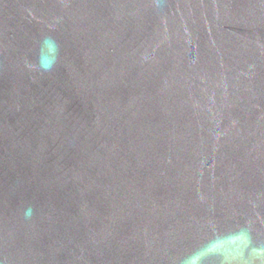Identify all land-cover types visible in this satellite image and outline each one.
Here are the masks:
<instances>
[{
  "label": "water",
  "instance_id": "95a60500",
  "mask_svg": "<svg viewBox=\"0 0 264 264\" xmlns=\"http://www.w3.org/2000/svg\"><path fill=\"white\" fill-rule=\"evenodd\" d=\"M0 264H264V0H0Z\"/></svg>",
  "mask_w": 264,
  "mask_h": 264
}]
</instances>
